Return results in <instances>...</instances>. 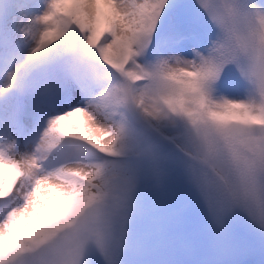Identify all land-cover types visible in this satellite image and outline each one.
Listing matches in <instances>:
<instances>
[{"label": "snow or ice", "instance_id": "snow-or-ice-1", "mask_svg": "<svg viewBox=\"0 0 264 264\" xmlns=\"http://www.w3.org/2000/svg\"><path fill=\"white\" fill-rule=\"evenodd\" d=\"M0 264H264V0L0 3Z\"/></svg>", "mask_w": 264, "mask_h": 264}, {"label": "bare ground", "instance_id": "bare-ground-1", "mask_svg": "<svg viewBox=\"0 0 264 264\" xmlns=\"http://www.w3.org/2000/svg\"><path fill=\"white\" fill-rule=\"evenodd\" d=\"M6 2H15V0H6ZM105 143H107V138L105 137L104 138V141ZM85 171H91L90 169H85Z\"/></svg>", "mask_w": 264, "mask_h": 264}, {"label": "rangeland", "instance_id": "rangeland-1", "mask_svg": "<svg viewBox=\"0 0 264 264\" xmlns=\"http://www.w3.org/2000/svg\"><path fill=\"white\" fill-rule=\"evenodd\" d=\"M6 2V0H0V3Z\"/></svg>", "mask_w": 264, "mask_h": 264}]
</instances>
